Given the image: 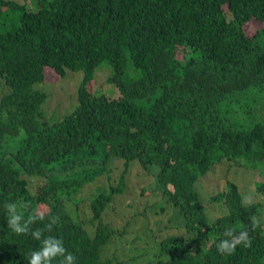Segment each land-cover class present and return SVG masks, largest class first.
<instances>
[{
  "label": "trees",
  "instance_id": "16d2710c",
  "mask_svg": "<svg viewBox=\"0 0 264 264\" xmlns=\"http://www.w3.org/2000/svg\"><path fill=\"white\" fill-rule=\"evenodd\" d=\"M15 11L0 25V264H28L38 229L74 264H264L263 204L245 203L264 197V0H0ZM68 71L77 106L49 122L34 85ZM218 172L254 178L217 191ZM5 203L35 219L27 234ZM226 229L251 247L218 254Z\"/></svg>",
  "mask_w": 264,
  "mask_h": 264
},
{
  "label": "rangeland",
  "instance_id": "374dc122",
  "mask_svg": "<svg viewBox=\"0 0 264 264\" xmlns=\"http://www.w3.org/2000/svg\"><path fill=\"white\" fill-rule=\"evenodd\" d=\"M19 4H24L26 0H13ZM29 3V0H27ZM20 12H3L0 14V19H2V22H0V25H2L3 30H9L11 28H16L19 25V17ZM264 26V25H263ZM262 24L260 25L256 21L251 22L247 25H245V29L247 34L251 35L256 32L257 29L263 27ZM108 68L109 72H111V67L107 62L102 63L99 68L96 69L93 82L96 81L97 85L100 86L103 90L107 88V86L104 84V80L106 79L108 75ZM82 79V72H66V76L64 79L57 81L55 78L52 80L45 79L44 83L36 84L34 85V89L41 91L46 94V105H45V112L46 117L48 118L49 122H53L58 120L59 118L65 116L66 114L71 113L77 106V88ZM110 88V86H109ZM89 89H93L91 86H89ZM7 88L3 85L2 82H0V97L1 94L5 93ZM44 106V105H43ZM42 106V107H43ZM21 137V136H20ZM7 139V138H6ZM19 139L15 138L9 141L10 146H16L17 141ZM227 171V167L225 169V172ZM218 172L213 176L216 180H214L213 187L217 191H222L225 189V183L227 180H233L237 182V185L241 189H243L244 186L249 187L250 183L253 182V176L243 177L242 179L238 176L235 177L236 179L229 177L228 173H221ZM220 176V177H219ZM238 180V181H237ZM208 181V179H207ZM39 182V181H35ZM34 182V183H35ZM36 184V183H35ZM36 187V186H35ZM33 187V189L35 188ZM208 188H210L208 186ZM251 190V187H250ZM257 196L253 194H248L246 197V204L248 203L247 198H250L251 201L258 202L261 198V203L263 204V210H264V197L262 195H259V198L257 200ZM156 232V230L154 231Z\"/></svg>",
  "mask_w": 264,
  "mask_h": 264
},
{
  "label": "clouds",
  "instance_id": "9594fccd",
  "mask_svg": "<svg viewBox=\"0 0 264 264\" xmlns=\"http://www.w3.org/2000/svg\"><path fill=\"white\" fill-rule=\"evenodd\" d=\"M247 200L248 203H251L250 198H247ZM5 208L8 211V227L17 235L27 234L30 231V225L35 222V219L29 217V219L25 221L23 214H14L16 211V204L14 203H5ZM40 219L43 220L44 217L41 216ZM56 221L57 218H52L53 224H55ZM251 222L254 226L258 223L255 217H251ZM52 226V224H46L45 230L50 232ZM43 231L44 230L38 229L31 233L34 239L41 241V247L39 250L33 251L30 254L28 264H52V261L57 257H63V259L60 260V264H74L76 258L72 253L67 251L63 241L54 236H47L45 239L41 240ZM224 236L230 237L231 239H224L217 244V251L220 255H233L238 245L251 247V239L246 230L237 234L232 229H226Z\"/></svg>",
  "mask_w": 264,
  "mask_h": 264
}]
</instances>
